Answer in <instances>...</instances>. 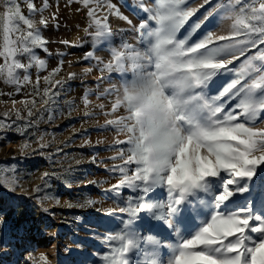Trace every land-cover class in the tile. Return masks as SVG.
Masks as SVG:
<instances>
[{
  "label": "rangeland",
  "instance_id": "1",
  "mask_svg": "<svg viewBox=\"0 0 264 264\" xmlns=\"http://www.w3.org/2000/svg\"><path fill=\"white\" fill-rule=\"evenodd\" d=\"M30 2L38 9L43 7V0H0V17L8 7L18 5L22 13L40 27L41 36L48 42L47 52L36 47L31 54L20 57L29 67L18 70L19 91L17 85L5 83L0 76V122L11 124V129L0 128V179L6 181L0 186V264H109L104 254L112 255L120 241H108L107 237L118 232L153 237L150 242L141 241L140 251L131 256L136 264H153V261L167 264L176 254L175 246L182 238L190 239L210 218L213 211L210 199L200 194L185 201L175 221L179 234L169 229L162 219L170 202L166 186L156 187L144 201L159 203L163 206L161 209L144 210L135 218L129 213H120L122 207H137L133 201L138 193L127 186L115 192L109 189L119 185L124 175H135L136 166L125 167L123 173L114 171V166L123 165L124 160L112 157L118 156L126 145L109 146L118 139L125 140L126 135L114 128L105 130L103 126L107 120L126 115V111L121 108L114 115L106 114L117 94L107 95L105 89H121L134 73L130 63L123 74L107 69L101 71L103 65L113 59V49L126 51L124 45H130L143 51L151 39L147 31L158 26L152 21L147 30L138 33L115 12L110 13L109 4L116 5L132 25L138 26L147 18L144 9H155L159 0H90L87 6L83 0H48L49 7L42 14H30L27 7ZM220 2L184 0L182 7L193 10V14L180 27L177 38L187 37L188 43H196L208 33L214 40L216 36L228 35L232 21L216 9ZM89 8L95 9L97 18L102 21L108 17L107 24L113 35L101 38L95 45L92 34L97 27L87 15ZM208 12L213 15L194 29ZM53 14L57 19H52ZM41 15L49 21L46 28L39 25ZM20 27L22 32L27 31L22 22ZM18 35L20 33H14L12 39ZM90 51L94 55L86 60L85 54ZM255 52L256 49H249L229 67L239 68L247 56ZM40 60L45 61L43 66ZM3 63L0 57V64ZM54 69L58 71L53 73ZM70 74H75L76 78L69 80ZM25 75L29 77L27 82L23 79ZM235 75L224 73L214 77L206 89L207 94L217 95ZM101 76L108 78L97 83ZM45 77L50 79L46 81ZM56 81L65 83L59 86ZM45 89L49 90L47 95ZM220 102L227 111L237 101L225 96ZM100 104L105 105L103 110L98 107ZM30 111L32 116L28 115ZM256 119L257 126H264V112L258 113ZM224 176L229 178L227 174ZM261 182H264V170L254 178L247 197L252 198L258 211L264 214V208L259 207L262 193L257 187ZM213 190H219L218 182ZM247 197L237 194L236 201L243 204ZM109 210L114 215H109ZM252 235L255 238L257 234Z\"/></svg>",
  "mask_w": 264,
  "mask_h": 264
},
{
  "label": "snow or ice",
  "instance_id": "2",
  "mask_svg": "<svg viewBox=\"0 0 264 264\" xmlns=\"http://www.w3.org/2000/svg\"><path fill=\"white\" fill-rule=\"evenodd\" d=\"M89 3L90 0H83L85 6ZM183 4L184 0H159L155 9H144L147 18L138 26L132 25L116 5L108 6L110 13L115 12L138 33L147 30L152 21L158 25L147 31L151 39L143 51L130 45H124L126 51L113 49V59L101 68L102 72L107 69L123 74L130 63L134 73L121 89H105L107 95L117 94L106 114L114 115L121 108L126 111V115L107 120L103 126L105 130L114 128L126 135L125 140L118 139L109 146L126 145L118 156L112 157L124 160L123 165L114 166V171L123 173L125 167L136 166L135 175H124L119 185L109 191L115 192L123 186L137 191V199L133 201L137 207L119 209L120 213H129L135 218L144 210L163 207L144 201L156 187L166 186L170 202L162 219L177 234L180 232L175 221L185 201L200 194L209 197L213 209L210 218L190 239L182 238L175 246L176 254L167 264H264V214L258 211L257 203L247 197L254 178L264 170V126H257L256 119L258 113L264 112V0H221L216 9L232 21L228 35L216 36L214 40L208 33L196 43H188L187 37L177 38L178 30L193 14V10L182 7ZM27 7L30 14H42L49 3L43 0V7L38 9L30 2ZM87 15L97 27L92 34L93 45L111 36L107 16L102 21L93 8L88 9ZM212 15L213 12H208L193 28L198 29ZM52 19H57L55 14ZM20 22L27 26L26 32L21 31ZM48 23L41 15L39 25L46 28ZM55 26L58 28L59 24ZM0 31V57L4 60L0 64V76L5 83L17 85L19 91L18 70L29 67L20 57L31 54L36 47L47 52L48 42L41 36L40 27L26 17L18 5L8 7L0 17ZM14 33L20 35L12 39ZM62 43L74 46L68 41ZM249 49H256L255 54L248 55L239 68L229 67ZM93 55L90 51L85 59ZM44 63V60L39 61L41 66ZM57 71L54 69L53 73ZM224 73L236 75L217 95H208L209 83ZM75 78V74L69 75V80ZM106 78L99 77L97 83ZM23 79L27 82L28 75ZM49 79L45 77L46 81ZM64 83L56 81L59 86ZM48 91L45 89V95ZM225 96L237 101L227 111L220 102ZM98 107L103 110L105 105ZM28 115L32 116V112ZM0 128L11 129V124L0 122ZM217 182L219 190L214 191L213 185ZM5 183L0 179V186ZM257 187L262 193L259 207L264 208V182ZM237 194L247 197L243 204L237 203ZM108 214L114 215L112 210ZM253 233L257 234L255 238ZM107 240L120 241L112 255L104 254L109 264H136L131 256L140 251L141 241L150 242L153 237L118 232Z\"/></svg>",
  "mask_w": 264,
  "mask_h": 264
},
{
  "label": "bare ground",
  "instance_id": "3",
  "mask_svg": "<svg viewBox=\"0 0 264 264\" xmlns=\"http://www.w3.org/2000/svg\"><path fill=\"white\" fill-rule=\"evenodd\" d=\"M111 36H113V35H111ZM110 41V40H109ZM130 68V67H129ZM131 72V71H130ZM129 73V72H128Z\"/></svg>",
  "mask_w": 264,
  "mask_h": 264
}]
</instances>
